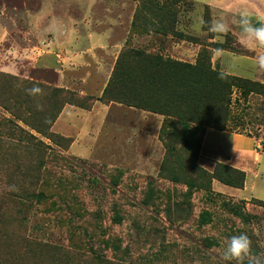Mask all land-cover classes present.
Listing matches in <instances>:
<instances>
[{
  "label": "rangeland",
  "instance_id": "rangeland-1",
  "mask_svg": "<svg viewBox=\"0 0 264 264\" xmlns=\"http://www.w3.org/2000/svg\"><path fill=\"white\" fill-rule=\"evenodd\" d=\"M52 1L0 0V29L10 33L0 42V73L97 98L120 52L140 50L194 63L203 45L212 69L246 81L230 87L224 131L252 138L257 151L264 152V71L255 61L260 51L245 39L240 26L245 15L234 9L248 6L264 16V0H188L192 9L181 11L176 27L186 38L159 31L155 7L166 0H107L111 6L104 10L112 18H94L92 25L111 30L110 45L119 47L110 55L97 52L93 60L86 59L87 65L63 72L68 87L58 85L54 69L31 65L7 51L33 41L20 37L27 24L14 11L36 13L43 4L51 8ZM204 12L210 23L222 19L228 31L215 36L204 31ZM247 18L258 26L254 16ZM39 19L40 32L46 18ZM48 41L40 39L38 46ZM215 43L224 49L215 50ZM20 99L0 95V264H236L221 257L228 239L241 233L251 239L252 253L264 258V153L255 165L243 166L247 188L236 189L210 178L222 162L202 152L206 132L204 149L229 152V141L216 129L206 128L197 154L193 148L172 153L160 134L164 115L96 101L89 110L66 105L83 110L78 111L82 116L95 108L79 118L86 145L70 149L74 140L66 137L72 140L66 149L13 114ZM104 106H111L106 116L99 113ZM19 129L43 143L41 154ZM52 131L65 137L53 126Z\"/></svg>",
  "mask_w": 264,
  "mask_h": 264
},
{
  "label": "trees",
  "instance_id": "trees-1",
  "mask_svg": "<svg viewBox=\"0 0 264 264\" xmlns=\"http://www.w3.org/2000/svg\"><path fill=\"white\" fill-rule=\"evenodd\" d=\"M186 7L192 9V2L166 0L156 4L155 8L159 14L156 25L159 31L165 30L171 36L186 38L185 34L182 35L176 30L178 15ZM209 24V15L204 12V31L209 32ZM210 33L211 36L217 34ZM214 48L221 50L224 46L215 43ZM209 58V50L203 45L200 46L194 63L162 57L156 53L147 54L140 50L122 51L100 97L80 96L71 90L51 87L7 73H0V82L6 86L1 89L0 95L8 98L20 96V102L13 114L46 139L63 142L66 149H69L72 140L52 131V126L63 108L72 105L89 110L94 102L99 101L105 104L119 103L164 115L160 134L165 138L164 144L168 150L178 153L180 150L193 148V153L197 154L206 128L218 131L226 129L230 87L246 83L243 79L230 77L212 69ZM33 86L42 88L43 95L30 96L27 89ZM19 132L32 141V146L39 154L42 153L41 141H37L23 129H19ZM173 145L180 147L175 148ZM210 178L217 179L229 187L242 189L246 175L244 171L230 165L217 163ZM34 197L38 201L42 199L41 194ZM202 220L205 221L204 216Z\"/></svg>",
  "mask_w": 264,
  "mask_h": 264
},
{
  "label": "crops",
  "instance_id": "crops-1",
  "mask_svg": "<svg viewBox=\"0 0 264 264\" xmlns=\"http://www.w3.org/2000/svg\"><path fill=\"white\" fill-rule=\"evenodd\" d=\"M55 4H43L41 9L36 13H30L28 11H14L15 15H21L22 19L27 24V29L24 33H20V37H24V40L31 38L32 44L29 47H19L8 49V52H12L14 56H19L29 60L31 65L39 64L46 69H54L57 71L58 85L61 87H68L69 81L64 80L63 72L68 69H80L83 65H87L86 59L92 60L96 57L97 52H101L103 55H110L115 51V48L119 47V43L110 45V39L113 34L111 30L107 31L101 25L96 27L92 25V19L99 17V19L112 18L111 12H107L104 9L109 8L107 0H55L52 1ZM46 10H42V8ZM241 7V6H239ZM237 7V8H239ZM238 13L245 16H254L256 20H259L257 16H263L261 12H257L248 6H242L237 9ZM44 15V16H43ZM39 16L46 18V25L38 29V23L40 22ZM99 29V32L96 30ZM111 27H109L110 29ZM0 42H4L10 37L9 31L1 26L0 29ZM25 35V36H24ZM43 38H49L48 42H45L40 48L38 46V40ZM29 41V40H28ZM257 51L264 52V48L255 47ZM233 55V54H231ZM240 59H252L245 56H238ZM109 56H107V60ZM116 57L114 58L115 61ZM237 61L235 58H233ZM104 60L103 64H106V68L109 69L108 61ZM256 61V60H255ZM101 66V67H100ZM6 71H11L9 66H6ZM102 69V63L98 62V69ZM106 69V70H108ZM227 70L230 74L240 75L234 71ZM67 84V85H66ZM104 88V87H103ZM111 106L105 107L103 115L106 116L110 111ZM93 108L92 111H94ZM78 111L81 109L72 108L70 106L64 107L57 121L53 125L55 132L63 134L65 137L73 138V143L70 147L73 148L75 144H83L82 128H80L79 118L89 116L91 112L82 116ZM75 122V124H74ZM210 131H207L202 143V152L205 151L206 155L212 157L218 162L235 167L239 170H244L243 166L247 164L255 165L260 161L261 154L264 152H258V143L255 145L252 138H246L238 133H231L228 131H217L218 135H222L229 141V147L227 153H222L223 150L210 149L207 146L204 149L207 136ZM92 141V140H91ZM91 141H87V146H91ZM246 175V172H245ZM257 171L255 172V179ZM246 180V179H245ZM247 188V182L245 181L244 190Z\"/></svg>",
  "mask_w": 264,
  "mask_h": 264
},
{
  "label": "clouds",
  "instance_id": "clouds-1",
  "mask_svg": "<svg viewBox=\"0 0 264 264\" xmlns=\"http://www.w3.org/2000/svg\"><path fill=\"white\" fill-rule=\"evenodd\" d=\"M259 18L258 26H254L252 19L242 16L240 26L245 39L254 42L259 48H264V16ZM208 31L212 33H226L228 25L222 19L212 20L208 26ZM256 65L259 70L264 71V52H259L256 58ZM30 96L43 95V89L39 86H33L27 89ZM38 110L40 106L38 105ZM224 261H235L236 264H264V258L255 256L252 253V241L245 233L231 236L221 257Z\"/></svg>",
  "mask_w": 264,
  "mask_h": 264
}]
</instances>
